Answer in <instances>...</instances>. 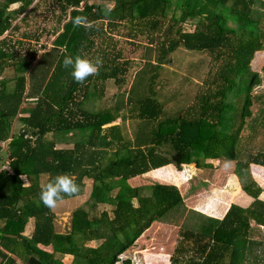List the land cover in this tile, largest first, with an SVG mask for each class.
<instances>
[{
    "label": "trees",
    "instance_id": "obj_1",
    "mask_svg": "<svg viewBox=\"0 0 264 264\" xmlns=\"http://www.w3.org/2000/svg\"><path fill=\"white\" fill-rule=\"evenodd\" d=\"M37 1L0 0V151L10 139L7 167L0 170V245L10 254L2 255L6 264L15 262L13 253L21 254L24 264L30 257L40 264H64L67 256L69 264H117L154 223H181L169 264H257L251 224L264 226V203L250 168L264 167V143H257L251 107L255 101L263 110L264 93L252 95L261 83L252 65L264 53V0H53L70 17L33 64V52L20 55L2 37ZM120 26L146 41L143 62L127 91L92 112L86 104L92 95L101 98L108 81L116 88L126 81L130 60L109 36ZM77 54L103 59L99 73L83 84L63 67L65 56ZM178 55H200L201 61L180 64L184 57L177 60ZM171 67L183 73L184 82L167 103L157 99V90L162 72ZM9 70L11 77L4 75ZM200 70L204 75H196ZM186 83L197 88L192 102L183 98ZM171 100L181 107L170 106L175 113L167 117L164 106ZM211 161L231 164L242 191L253 199L246 208L231 204L221 220L188 210L175 185L128 184L169 165L177 171L190 165L214 169ZM62 173H72L80 185V193L65 201L84 196L91 182L86 206L70 213L67 233L56 232V215L39 198L42 186ZM228 185L236 195L232 178ZM30 220L33 230L25 237ZM90 242L100 244L90 247Z\"/></svg>",
    "mask_w": 264,
    "mask_h": 264
},
{
    "label": "rangeland",
    "instance_id": "obj_2",
    "mask_svg": "<svg viewBox=\"0 0 264 264\" xmlns=\"http://www.w3.org/2000/svg\"><path fill=\"white\" fill-rule=\"evenodd\" d=\"M59 5L56 4L55 1L53 0H40L37 1L30 9L31 12L27 14L26 16H22L20 19L17 18L16 22H13L12 27L2 38L7 39L9 43L15 44V50H17L20 55H24L26 53V57H29L30 54L33 52L35 56L38 58V56L47 51L50 47L52 42L54 41L55 37L59 34V32L62 30V26L67 23L69 19V11L66 13L61 12V8L57 7ZM17 7V5H14L13 8ZM111 8V5L110 7ZM174 8L172 9V11ZM262 27H264V19L261 22ZM186 31H191L192 26L186 25L185 26ZM110 33V37L118 43V47L122 48L125 52V58L130 60V67L128 74L126 75V81L123 85L118 86L116 88V85H114L113 81H108V85L105 89V94L99 98V97H93V95L86 101V104L89 106L92 112H96L101 109L107 108L113 101V97L115 93H118L119 91H127L128 89V82L131 80L130 77L134 75L135 71L140 67V65L143 62L142 55L144 53L145 49V44L146 41L142 38H135L132 37L129 33V28L128 26H120L119 28H116L115 30H112ZM23 35H26L27 37H23ZM1 39V38H0ZM131 39V41H129ZM64 49V48H63ZM188 52V51H187ZM179 51H176L174 56H177ZM190 53H195V52H190ZM184 56L178 55L177 60L182 58ZM185 58V59H184ZM182 59V62L180 64H186V62L195 59L201 61L200 55L199 56H194L190 57L189 55H186ZM34 63V62H33ZM193 63V62H192ZM143 67V66H142ZM253 69L257 71L260 76H261V83L260 86L254 88L252 95L256 96L257 94H261L264 91V53L260 52L257 54V57L255 58V61L252 65ZM172 70V71H170ZM170 70H165L161 74V78H163L164 81H162L161 85L159 86L160 88L157 90L158 92V97L160 101H164L168 103L167 97L170 95V92L174 90V88L178 87L180 84H183V75H181L182 72L178 68L171 67ZM175 71V72H174ZM179 74H178V73ZM12 71H6L5 76H12ZM176 73V75H175ZM183 74V73H182ZM196 75H204V70H200ZM194 77H197V76ZM140 77H145V74L140 75ZM193 80V78H192ZM133 81V80H132ZM131 81V82H132ZM198 83L197 80H193ZM139 82V78L136 81V86L138 85L137 83ZM164 82V83H163ZM164 84V86H163ZM162 86V87H161ZM156 87V86H154ZM197 88L192 87L188 85L187 83L185 84V88L183 89V98H186L188 102H192L193 99L191 98L194 94H196ZM173 92L172 94H174ZM171 94V95H172ZM172 101V100H171ZM187 102V103H188ZM33 103V102H31ZM31 103H26V107H30ZM170 103V102H169ZM170 106L174 107L178 106L179 103L176 101H172L169 104H165V108L167 107L168 111L170 110ZM257 103L254 101L253 105L251 107L252 111V117L256 115L257 111ZM176 109V108H175ZM175 112H168L166 113L165 116L171 117L173 116ZM251 117V118H252ZM120 120H117L113 125L119 124ZM18 127L20 126L19 124L17 125ZM110 126V125H109ZM107 127V126H106ZM243 135H245V132L243 131ZM62 148H71V145L67 146L64 144L58 145ZM216 164V163H214ZM229 165V163H228ZM190 166L186 167L183 171H179L182 174L186 175L187 169ZM227 167H233L231 164ZM193 170V167L191 168ZM233 171V170H232ZM222 174V173H221ZM210 178L208 174H203L201 177L203 178ZM25 176L22 177L23 181V186H28L29 182L24 178ZM152 177V179H151ZM194 177V176H193ZM197 178V177H195ZM154 179H157L156 182L161 181L158 175H144L141 177H137L136 179L134 178L133 180H130L128 184L132 187H144V186H149L152 185V183L155 182ZM192 179V177H191ZM235 184L236 181L233 179ZM226 181L221 179L220 185H222ZM193 182V181H191ZM173 183V182H172ZM209 185V184H208ZM217 184L215 181H213L211 177V185L213 188H216L217 190L220 188H224L225 190H230L234 191L230 185L225 187V185L220 186ZM193 186V190L191 192L185 193V189L182 187L180 190L182 191V195L185 200V205L189 206V210L196 207V200L199 198L200 199V193H195L197 194L196 197L193 196L194 191L197 188H200L198 184ZM91 189V182H87V189H86V194L78 199H76L74 202L66 203L64 201L63 204L66 208L63 210H60V208L63 206L62 204L59 205L57 208L52 209L53 211H61L59 215L56 216V232L58 233H67L69 232L70 228V213L74 209L78 207H85L86 204L85 202L89 198V193ZM223 189V190H224ZM208 191V189H206ZM238 190V189H237ZM199 192V191H197ZM224 199V198H223ZM71 201V200H70ZM69 206L67 207V205ZM101 210L102 208H106V210H110L111 208L107 205H100ZM67 210V213H65ZM194 210V209H193ZM195 211V210H194ZM65 213V214H64ZM201 214V212L199 213ZM203 215V214H202ZM181 223L179 224V226ZM178 226V227H179ZM178 227H176L174 224H162V223H155L151 226V228L146 232V234H143L141 236L142 240H138L133 247H131L127 252H125L121 257L120 260L117 264H124L125 260H129L131 264H167L166 259L165 261L163 260L165 256L172 254V251L175 247V243L177 242L178 238ZM33 230V220H30L25 227V230L23 232V235L25 237H30L31 232ZM100 244V242H90L88 246L90 247H97ZM0 247H2L0 245ZM39 249L47 252H51L52 248L51 247H43V246H38ZM145 250H148L146 252ZM140 251V252H138ZM143 252H146V256H143ZM14 255V259L18 264H24L23 256L19 253ZM160 255V257H159ZM23 261V262H22ZM72 261V257H64L62 259V262L64 264H69Z\"/></svg>",
    "mask_w": 264,
    "mask_h": 264
},
{
    "label": "crops",
    "instance_id": "obj_3",
    "mask_svg": "<svg viewBox=\"0 0 264 264\" xmlns=\"http://www.w3.org/2000/svg\"><path fill=\"white\" fill-rule=\"evenodd\" d=\"M60 32H59V34H60ZM56 37H55V39H56ZM51 47H52V44H51ZM43 53H41V54H43ZM40 55L38 56V58L35 57L33 64H36L38 62ZM262 93H264V91ZM259 108H260V106H259ZM262 108H263V110L262 111L257 110L256 115H255L256 116L255 117L256 118L255 127H256V134H257V143L259 145L264 143V104H262ZM17 124H18L17 122L14 123L15 129H16V127H18ZM104 127H106V126H104ZM248 127H249V125L245 126V128L249 129ZM246 133H250V131L247 130ZM48 138H51V136H49ZM8 142H10V139H8L4 143H2V149H4V148L7 149L6 146H7ZM57 142L58 141L56 140V143ZM58 145H60V144L56 145L57 148H59V149L62 148ZM65 149H68V148H65ZM211 163L212 164L216 163V164H214L215 165L214 169H197L194 165H190V167L187 169L188 171H187L186 175L177 171L171 165L160 168V169L155 170V171H152V172L148 173L147 175L153 174L155 176V175H158V173H159V177L161 178L160 179L161 181H159V182L175 185L179 189L180 193L182 192L180 190L181 187L183 189H185V193H188L194 189L193 186H191L192 184H194V185L198 184V186L200 188H197L194 191L193 196L196 197L197 194H195V193H200V196H199L200 199L198 198L196 200V207H194L190 210L194 209L198 213L201 212V214H203L204 216H207V217H210V218H213L216 220H221L224 217L225 213L227 212V210L231 204H235V205H238L242 208H246L252 203L253 199L251 197H249L248 195H246L242 191L237 177L233 174V171H232L233 167L232 168L227 167L230 164L228 165L227 163H221L218 161H211ZM192 167H193V170H191ZM205 173L208 174L210 176V178H207V176H206V178L201 177V175H203ZM250 174H251L252 179L256 182L258 187L261 188V190H262L258 199L264 203V167L251 166ZM191 177H192V179H191ZM195 177H197V178H195ZM211 177H212L213 181H215L219 185H220L221 179H223V180L226 179V181L222 185H220V186L225 185L226 188L228 186V181L231 178L235 179L236 188L238 189L237 194L234 195L236 192L234 193V191L232 192L230 190H225L224 188H220L218 190L216 188H213L212 186H210L211 185ZM151 179H152V177H151ZM21 180H22V177H21ZM154 180L156 181L157 179H154ZM191 181H193V182H191ZM206 189H208V191ZM197 191H199V192H197ZM183 199H184V197H183ZM185 200L186 199H184V203H185ZM65 202L70 203L72 201H65ZM226 204H228L227 207L225 206ZM68 206H69V204L67 205V207ZM185 206L189 210V208H188L189 206H187V205H185ZM65 208L66 207H64V209ZM204 210L208 211V215L204 213ZM60 212L61 211H58V209H57L56 211H54V214L57 216V215H59ZM65 213H67V210ZM251 227L253 230V235H252L253 237H252L251 241L255 242L258 246V253H256V256L258 259L257 264H264V226H259V225H255L254 223H252ZM139 240H142V239H139ZM137 244H139V243H136V245ZM175 245H176V243H175ZM0 248H2V247H0ZM145 251L148 252V250H145ZM138 252H140V251H138ZM146 252L142 253V254H144L143 256L147 255ZM172 253H173V251H172ZM169 256H171V254L165 256V258L163 259L164 261L166 259L167 264H169V260L167 258ZM159 257H160V255H159ZM13 258H14V256H13ZM249 262H252V260H249ZM247 264H249V263L247 262Z\"/></svg>",
    "mask_w": 264,
    "mask_h": 264
},
{
    "label": "clouds",
    "instance_id": "obj_4",
    "mask_svg": "<svg viewBox=\"0 0 264 264\" xmlns=\"http://www.w3.org/2000/svg\"><path fill=\"white\" fill-rule=\"evenodd\" d=\"M63 67L71 69V76L77 83L83 84L90 76L97 75L103 67L102 57L88 58L86 54L75 57L67 55ZM80 193V185L72 173L56 175L50 182L43 185L39 198L48 209H55L63 204L66 198H72Z\"/></svg>",
    "mask_w": 264,
    "mask_h": 264
},
{
    "label": "water",
    "instance_id": "obj_5",
    "mask_svg": "<svg viewBox=\"0 0 264 264\" xmlns=\"http://www.w3.org/2000/svg\"><path fill=\"white\" fill-rule=\"evenodd\" d=\"M7 159H8V153L7 150L4 148L0 152V170L7 167ZM27 264H40V263L36 258L30 257L27 261Z\"/></svg>",
    "mask_w": 264,
    "mask_h": 264
},
{
    "label": "built area",
    "instance_id": "obj_6",
    "mask_svg": "<svg viewBox=\"0 0 264 264\" xmlns=\"http://www.w3.org/2000/svg\"><path fill=\"white\" fill-rule=\"evenodd\" d=\"M3 254L7 255V256H10V254H8L7 252H5L2 248H0V264H6V261L4 259V257L2 256ZM12 264H18L16 261Z\"/></svg>",
    "mask_w": 264,
    "mask_h": 264
}]
</instances>
